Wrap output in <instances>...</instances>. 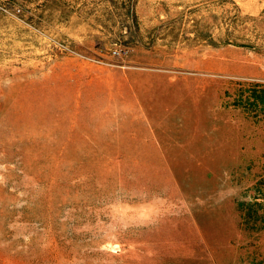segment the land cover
Listing matches in <instances>:
<instances>
[{"label":"rangeland","instance_id":"obj_1","mask_svg":"<svg viewBox=\"0 0 264 264\" xmlns=\"http://www.w3.org/2000/svg\"><path fill=\"white\" fill-rule=\"evenodd\" d=\"M127 1L0 0V264H264V0Z\"/></svg>","mask_w":264,"mask_h":264},{"label":"trees","instance_id":"obj_2","mask_svg":"<svg viewBox=\"0 0 264 264\" xmlns=\"http://www.w3.org/2000/svg\"><path fill=\"white\" fill-rule=\"evenodd\" d=\"M124 2H126V1H124ZM126 4H127L126 14L129 15L133 20H135L136 19V13L134 10V1L128 0Z\"/></svg>","mask_w":264,"mask_h":264},{"label":"crops","instance_id":"obj_3","mask_svg":"<svg viewBox=\"0 0 264 264\" xmlns=\"http://www.w3.org/2000/svg\"><path fill=\"white\" fill-rule=\"evenodd\" d=\"M216 153H217L216 147H209L208 152H206V156H214V155H216ZM198 157H200V156H198ZM202 161H206V160H196V162H202Z\"/></svg>","mask_w":264,"mask_h":264},{"label":"built area","instance_id":"obj_4","mask_svg":"<svg viewBox=\"0 0 264 264\" xmlns=\"http://www.w3.org/2000/svg\"><path fill=\"white\" fill-rule=\"evenodd\" d=\"M116 53H118V52H116Z\"/></svg>","mask_w":264,"mask_h":264}]
</instances>
